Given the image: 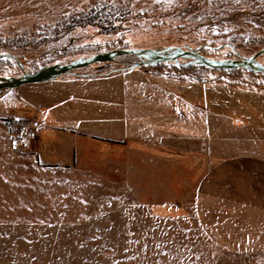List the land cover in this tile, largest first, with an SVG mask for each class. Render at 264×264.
<instances>
[{
    "label": "rangeland",
    "instance_id": "rangeland-1",
    "mask_svg": "<svg viewBox=\"0 0 264 264\" xmlns=\"http://www.w3.org/2000/svg\"><path fill=\"white\" fill-rule=\"evenodd\" d=\"M100 5L124 22L105 32L67 27ZM124 46H177L215 60L263 50L264 64V0H0V54L28 73ZM115 60L0 91V264H249L205 238L194 214L201 170L189 155L218 140V118L249 117L251 107L264 119V77ZM2 62L0 75H21ZM33 105L81 133L71 162L39 163L31 139L15 146L5 121L29 120ZM109 134L130 135L131 154Z\"/></svg>",
    "mask_w": 264,
    "mask_h": 264
},
{
    "label": "crops",
    "instance_id": "crops-1",
    "mask_svg": "<svg viewBox=\"0 0 264 264\" xmlns=\"http://www.w3.org/2000/svg\"><path fill=\"white\" fill-rule=\"evenodd\" d=\"M190 109L193 107L185 106L186 113ZM27 111L36 114L27 120H38L40 128L26 149L33 151L41 164L71 162L73 140L81 133L53 118L43 106L33 105ZM247 112L249 117L227 114L218 118L214 125L218 140L204 139V150L190 153L194 168L201 170L194 214L212 245L249 264H264V119L251 107ZM103 138L115 149L131 154L130 135Z\"/></svg>",
    "mask_w": 264,
    "mask_h": 264
},
{
    "label": "water",
    "instance_id": "water-1",
    "mask_svg": "<svg viewBox=\"0 0 264 264\" xmlns=\"http://www.w3.org/2000/svg\"><path fill=\"white\" fill-rule=\"evenodd\" d=\"M259 53L249 58L237 59H211L201 55L196 50L183 49L177 46L168 47L165 49H151V48H118L108 52H101L86 58H76L72 62L58 63L54 65H46L42 68L26 72L23 65L19 62L15 55L0 54V59L12 60L17 64L21 71V75L13 77H0L1 89H15V87L37 84L44 82H51L58 80V78L72 73L74 70L84 69L93 64L101 63H115L116 58L134 56L138 62H133L132 66L143 67L144 65L156 66L159 64H178L179 60L187 61L186 65H200L208 67L212 70L230 71L244 70L253 73L261 74L264 77V64L257 61Z\"/></svg>",
    "mask_w": 264,
    "mask_h": 264
},
{
    "label": "trees",
    "instance_id": "trees-1",
    "mask_svg": "<svg viewBox=\"0 0 264 264\" xmlns=\"http://www.w3.org/2000/svg\"><path fill=\"white\" fill-rule=\"evenodd\" d=\"M109 9H112V7L111 6H103V5L102 6L100 5L99 7H96V8L91 7L89 10H86L85 12H82L81 14H79V16L78 15L72 16L70 18V20L68 21L67 27H69V29H71V28L73 29V28H82L85 26H92V27H96L97 29H99V32H105V30H107L108 27L114 28L113 27L114 23H117V22L123 23L124 22L123 19L119 20L118 17H113L114 14H111V15L107 14L106 12ZM123 48H127V47L124 46V47H122V49ZM204 56H206V55H204ZM132 57H134V56H132ZM206 57H208V56H206ZM183 61H185V60H183ZM179 63H180V60H179ZM7 65H6V63L2 62V60H0V67L1 68H2V66L7 67ZM144 66H148V65H144ZM143 67H141V68H143ZM219 71H221V70H219ZM231 71H233V70H231ZM225 72H230V71H225ZM258 75H261V74H258ZM1 90H7V89H1ZM10 121L12 122V127H11L12 130L11 131L13 133L20 131L21 128H23L25 125H27L29 123V121L25 120V119H16V120L10 119Z\"/></svg>",
    "mask_w": 264,
    "mask_h": 264
},
{
    "label": "built area",
    "instance_id": "built-area-1",
    "mask_svg": "<svg viewBox=\"0 0 264 264\" xmlns=\"http://www.w3.org/2000/svg\"><path fill=\"white\" fill-rule=\"evenodd\" d=\"M5 126L8 131L11 130L12 122L10 120L5 121ZM40 128V123L38 120L32 119L25 125L20 131L13 133L11 131V138L14 139V144L17 147H23L27 142L34 136L35 132Z\"/></svg>",
    "mask_w": 264,
    "mask_h": 264
},
{
    "label": "flooded vegetation",
    "instance_id": "flooded-vegetation-1",
    "mask_svg": "<svg viewBox=\"0 0 264 264\" xmlns=\"http://www.w3.org/2000/svg\"><path fill=\"white\" fill-rule=\"evenodd\" d=\"M0 60H3V59H0ZM6 60V59H5ZM0 77H8V76H2V75H0ZM7 90H10V89H7Z\"/></svg>",
    "mask_w": 264,
    "mask_h": 264
}]
</instances>
